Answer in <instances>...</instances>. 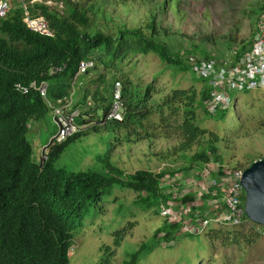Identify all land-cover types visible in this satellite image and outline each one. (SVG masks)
<instances>
[{
    "label": "trees",
    "instance_id": "obj_1",
    "mask_svg": "<svg viewBox=\"0 0 264 264\" xmlns=\"http://www.w3.org/2000/svg\"><path fill=\"white\" fill-rule=\"evenodd\" d=\"M151 1L89 0L81 4L64 0L61 11L43 4L31 6L33 15L39 14L48 20L54 32L52 37L27 27L19 0L0 17V264H70L69 251L77 230L85 226L95 206L111 197L116 188L138 192L137 204L160 214L161 204L167 197L159 183L166 174L189 173L207 164L211 157L218 159L219 135H206L198 123L197 110L201 107L211 119H224L227 111L217 115L208 112L210 86L207 81L200 93L196 89H175L158 102L152 85L136 84L129 76L123 77V121L101 123L110 110L112 98L110 90L105 88L95 96L96 105L83 109L78 118L81 127L96 121L93 126L83 128L62 143L56 142L47 161L34 157V148L27 136L30 124L43 119L49 110L53 117V111L38 91L23 94L16 89L17 84L26 86L34 81H47L49 99L57 104L71 94L74 77L83 60H94L96 69L106 68L108 74L112 66L119 67L130 55L155 53L169 65L191 70L188 60L173 52L162 38L177 33L163 25L167 10L172 7L180 12L183 8L174 2L179 5L182 2L159 0L152 4ZM136 3L146 7V18L140 25L129 22L126 15ZM110 5L116 10L110 12ZM120 7L127 12L117 13ZM253 11L250 16L259 13L258 19L261 18L264 4ZM130 24L132 27H128ZM233 39L236 40V36ZM251 42L252 38L244 41L236 57L241 56ZM201 48L195 45L184 52L200 58L212 57L207 52L198 56ZM57 68L61 71L52 73ZM86 98L87 94H83L81 102L85 103ZM99 109L101 115L97 113ZM54 124L58 132L59 126ZM101 129L113 133V143L105 155L98 156L97 165L77 170L60 164L70 144L82 134L97 133ZM160 141L168 143L162 155L169 161L185 159L190 164L172 163L160 172L139 169L129 173L111 160L116 147L145 142L150 148H156ZM195 145L198 150L189 156L188 152ZM193 201V195L176 200L177 209L191 207ZM181 229V224H169L165 220L153 238L156 243H144L133 250L125 264H136L150 255L157 248L161 234H164L161 239L171 242ZM126 233L123 230L115 233V247H121ZM113 258L114 254L107 247L98 264H116Z\"/></svg>",
    "mask_w": 264,
    "mask_h": 264
},
{
    "label": "rangeland",
    "instance_id": "obj_2",
    "mask_svg": "<svg viewBox=\"0 0 264 264\" xmlns=\"http://www.w3.org/2000/svg\"><path fill=\"white\" fill-rule=\"evenodd\" d=\"M76 1L82 4L89 0ZM157 1L159 0L151 2L154 4ZM180 1L182 5L177 1L174 4L183 10L179 12L175 8H169L163 25L177 33L162 38L173 52L180 53L184 59L189 60L192 56L185 55L184 51L195 45L203 47L198 50V56L207 52L222 61L236 57L243 42L252 38L256 27L259 13L253 16L249 14L264 4V0ZM112 10H116V7L110 5L109 11ZM123 10L127 12L126 8L120 7L117 13ZM145 11V6L133 4L131 12L126 14L129 17L127 20L140 25L146 18ZM132 24L128 27H132ZM234 36L236 40L233 39ZM106 70L100 67L82 77L75 75L73 83L78 86L77 97L81 109L88 106L93 108L96 105L95 96L103 93L105 88L112 95L114 84L117 81L123 84L124 76H129L136 84L152 85V93L158 102L162 96L175 89H196L200 93L206 82L196 77L192 69L186 71L180 66L169 65L155 53L130 55L119 67L112 66L108 74ZM231 93L233 103L224 119H211L200 107L197 110L198 123L206 135H219L216 155V160L221 162L219 165L223 168H247L264 157V91ZM83 94H87L85 103L81 102ZM75 112L79 114L80 110ZM97 113L101 115L102 111L99 109ZM95 122L81 130L90 128ZM101 130L97 133L90 131L88 135L82 134L70 144L60 164L77 170L97 165L98 156L105 155V151L111 149L113 143V133ZM56 132L51 110L43 119L31 122L27 136L33 145L36 159H39L43 148ZM167 145L166 141H160L156 148H150L145 142L127 143L112 151L111 160L129 173L139 169L160 172L176 163L190 164L185 159L169 161L162 155ZM196 150L198 145L188 155H193ZM139 196L134 190L116 188L111 197H106L97 204L86 219L85 226L75 234L74 245L69 252L70 264H98L107 247L114 254L112 260H116V264H125V260L129 259L127 255L133 250L144 243L155 244L153 238L157 230L165 220L169 222L176 220V217L158 214L154 209L144 210L137 204ZM122 230L127 235L121 242V247H115V233ZM185 231L181 229V233H177L172 242L161 239L164 236L161 234L157 248L136 264H264L262 225L247 222L237 227L213 226L206 234L198 236H189Z\"/></svg>",
    "mask_w": 264,
    "mask_h": 264
},
{
    "label": "built area",
    "instance_id": "obj_3",
    "mask_svg": "<svg viewBox=\"0 0 264 264\" xmlns=\"http://www.w3.org/2000/svg\"><path fill=\"white\" fill-rule=\"evenodd\" d=\"M13 1L0 0V17L10 10ZM20 1L19 6L24 10L23 21L27 27L34 32L54 36L48 20L39 14L33 15L31 6L43 4L61 11L64 9V0ZM185 59L196 77L204 79L210 86V98L206 102L208 112L212 115L228 112L233 103L231 92L264 91V13L257 20L252 42L241 56L224 61L215 57L196 56H192L190 60ZM94 66V61H82L76 77ZM16 89L24 94L35 89L47 99L46 82H33L27 86L17 84ZM48 103L54 110V120L59 130L43 149L42 161L48 159L50 148L56 142L62 143L80 131L76 123L79 114L66 112L73 103L72 97L60 100V106H55L50 101ZM123 118L122 83L118 81L108 119L123 121ZM219 163L221 162L212 157L207 164L197 166L194 171L175 176L166 174L161 179L159 187L167 200L162 202L160 214L176 217V220H169V224L179 223L187 234L198 236L206 234L213 226L237 227L252 222L246 211V192L242 184L245 168H223ZM188 195L194 197L192 206L177 209L176 200L187 198ZM193 207L196 208L192 209Z\"/></svg>",
    "mask_w": 264,
    "mask_h": 264
},
{
    "label": "water",
    "instance_id": "obj_4",
    "mask_svg": "<svg viewBox=\"0 0 264 264\" xmlns=\"http://www.w3.org/2000/svg\"><path fill=\"white\" fill-rule=\"evenodd\" d=\"M242 184L250 220L264 227V157L245 168Z\"/></svg>",
    "mask_w": 264,
    "mask_h": 264
},
{
    "label": "clouds",
    "instance_id": "obj_5",
    "mask_svg": "<svg viewBox=\"0 0 264 264\" xmlns=\"http://www.w3.org/2000/svg\"><path fill=\"white\" fill-rule=\"evenodd\" d=\"M15 1V0H14ZM14 1H13V3H14ZM20 1V0H19ZM21 2V1H20ZM13 3H12V6H13ZM11 9V8H10ZM38 33V32H37ZM41 34V33H40ZM43 35V34H42ZM83 61H94V60H83ZM95 62V61H94ZM96 62H95V66H94V68H92V69H90L88 72H92V71H94V70H96ZM59 71H61V69H59V68H57V69H54L53 71H52V73H55V72H59ZM88 72H86V73H84V74H82L80 77H82V76H84V75H86V74H88ZM34 82H36V81H34ZM41 82H46L47 84H48V93H47V99L44 97V96H42L41 95V93H40V95L46 100V102H48V101H50L51 103H52V101L49 99V82H47V81H41ZM41 82H36L37 84H40ZM118 82V81H117ZM33 83V82H32ZM122 83V82H121ZM31 84V83H30ZM29 84V85H30ZM116 84V83H115ZM115 84H114V88H115ZM17 86V85H16ZM27 86V85H26ZM32 90H35V89H32ZM32 90H30V91H32ZM29 91V92H30ZM35 91H37V90H35ZM28 92V93H29ZM77 92H78V86H76L74 83H73V90H72V92H71V94L70 95H68V96H66V97H63L62 99H60V100H63V101H65V99L66 98H73V103H72V105H70L67 109H66V112L67 113H73V112H75L77 109L78 110H80V113H79V115L76 117V123H77V126L80 128V130H81V126L78 124V118H80V115H81V113H82V111H83V109H81L80 108V104L78 103V97H77ZM24 94V93H23ZM122 96H123V84H122ZM60 100H58V102H57V104H53V105H55V106H60V103H59V101ZM113 101H114V93L112 94V98H111V103H110V110H109V112H108V114H107V116L104 118V119H102V121H101V123L102 124H105L106 122H112V121H119V120H109L108 119V115H109V113H110V111H111V109H112V106H113ZM123 101V100H122ZM49 104V103H48ZM89 105V104H88ZM91 105V104H90ZM123 105H124V102H123ZM50 106V105H49ZM88 107H90V106H88ZM50 108L52 109V111H53V121L55 122V120H54V110H53V108L50 106ZM124 118H125V107H124ZM124 118H123V120H124ZM56 123V122H55ZM51 142V141H50ZM49 142V143H50ZM48 145V144H47ZM46 145V146H47ZM45 148V147H44ZM43 148V149H44ZM52 148V147H51ZM51 148H50V150H51ZM50 152V151H49ZM42 153H43V150H42ZM49 157V156H48ZM40 158L42 159V154L40 155ZM48 160V159H47ZM46 160V161H47ZM45 162V161H44ZM190 236V235H189ZM74 245V244H73ZM73 247V246H72ZM70 252V251H69Z\"/></svg>",
    "mask_w": 264,
    "mask_h": 264
}]
</instances>
